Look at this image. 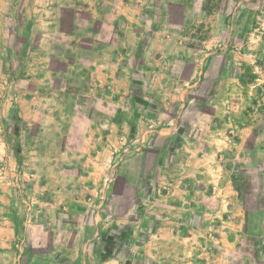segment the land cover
<instances>
[{
	"label": "crops",
	"instance_id": "obj_1",
	"mask_svg": "<svg viewBox=\"0 0 264 264\" xmlns=\"http://www.w3.org/2000/svg\"><path fill=\"white\" fill-rule=\"evenodd\" d=\"M197 5L196 0H0V120L13 121L21 137L29 136L20 151L30 148L33 159L47 163L48 202L50 183L69 188L89 178L103 162L101 153L118 145L114 135L142 140L134 144L142 151L128 158L125 176L110 184L100 203L122 197L134 177L143 209L136 204L118 209L110 223L102 222L105 210H88L90 222L62 238L49 237L62 231L60 212L43 219L49 235L35 246L58 247L61 264H86L91 255L86 248L94 245L105 248L99 260L118 264H226L228 244L239 247L248 212L235 172L247 152L264 153V90L252 82L257 110L237 112L230 127L236 95L245 104L251 97L246 83L227 68L230 51L224 45L230 35L217 50L213 38L193 33L192 24L203 21L188 14ZM174 6L181 10L175 13ZM88 20L92 28L86 29ZM59 22L69 25L58 28ZM90 53L94 58L87 62ZM216 58L223 63L218 78L211 72ZM69 71L79 78L74 88L62 79ZM93 102L99 110L87 106ZM62 121L69 124L62 132L73 134L72 152L81 151L77 164L69 158L65 177L49 173L52 157L42 153ZM4 146L0 137V158L11 159ZM158 183L166 188L162 199L156 197ZM132 214L139 216L135 224L126 217ZM42 251L36 250L37 260ZM46 253L42 262H50Z\"/></svg>",
	"mask_w": 264,
	"mask_h": 264
},
{
	"label": "rangeland",
	"instance_id": "obj_2",
	"mask_svg": "<svg viewBox=\"0 0 264 264\" xmlns=\"http://www.w3.org/2000/svg\"><path fill=\"white\" fill-rule=\"evenodd\" d=\"M196 2L198 3L196 10L188 14H193L198 20L203 19V21L192 24L193 33L197 34L198 39L206 35L213 38L214 47L217 50L222 46L225 36L230 35V39L225 40L226 44L224 45L225 50L230 51L226 53L228 55L225 58L227 68L230 72L240 76L246 83L244 85L251 97L250 102L245 104L244 101L238 100L239 94L236 95L237 99L233 103L232 115L227 119L231 127L236 121L237 112L242 111V113L247 112L249 114L250 110L252 112L257 110L256 95L252 93H256V91L254 88L252 90V82H259L262 91L264 90V81H262L264 79V0H196ZM180 10V7L174 6L175 13ZM205 23L209 28H204ZM66 25L69 24L59 22L57 27H66ZM91 26L92 24L88 20L86 29L92 28ZM101 32L106 39L107 31L102 28ZM91 54L86 56L87 62L94 58ZM222 65V58L214 60L211 72L215 78L219 77V68H222ZM255 77L258 79L254 80ZM62 79L69 81L71 88H74L79 81L76 74L71 71ZM76 106V104H72L71 108L76 109ZM87 106L92 110H99L98 104L94 102ZM15 124L13 121L0 120V137L5 143L2 148L5 150V154L8 153L11 156V159L7 158L6 155H3L4 158H0V264H61L64 257L58 251V247L48 249L35 246L36 241L43 245V241L49 235L44 229L46 225L43 219L49 216L55 218L56 212H60L57 221L60 222L62 231L60 230V234L56 231L50 232V238H62L67 233L73 234V229L82 223H89V211L105 210L107 217L105 216L102 222L110 223L113 222L114 212L118 209L127 210L135 204L137 209L145 207L141 206L142 200L138 201L136 198L139 187L135 188V186L137 187L139 184L134 177L128 180L122 197L117 195L110 197L105 206L100 203L103 194L110 188V184L118 182L125 176L128 158L142 151L134 146L141 139L134 137V142L132 139L128 141L130 136L128 135L126 138L122 131V133L114 135L112 141L118 145H113L111 150L109 148L103 151L98 159L103 160L102 164H106L94 167L93 173H88L90 176L85 182L79 181L72 187L66 188L60 181L50 183L49 195L52 198L50 202L53 201L50 203L48 202L49 198H47L45 181L47 176L50 178L47 172V163L41 161L42 159H33L35 153H32L30 148L19 150L22 145H29L30 138L28 139L29 136L26 133L21 137ZM63 124L69 125L65 121L58 124L59 128L51 136L50 147L42 153H47L52 157L54 167L53 170L49 169V173L51 171L53 174L55 172L56 175L65 177L69 174L70 165L67 163L70 161L69 158L76 161L77 164L80 160L81 151L75 147L76 152H72L75 142L69 143L68 140L73 134L70 135L68 129L65 131L67 135L64 134L62 130L65 129V126ZM152 140L156 141L157 139L154 137ZM75 154L76 156H74ZM83 154L86 155V152ZM36 157H39L38 154ZM256 159L261 162H256ZM111 163L112 166H110ZM98 176L100 179L94 180ZM235 176L244 187V203L248 216L239 247L236 248L234 245L228 244V252L226 253L228 262L226 264H264V260L261 261L264 259V213L258 212L259 209L264 210V190L262 191L264 185V153L247 152V155L243 157L242 165L235 172ZM158 187L156 197L162 199L161 190L166 192V188L163 183H158ZM257 188L259 189L256 195L250 194L252 189L257 190ZM126 217L129 222L135 224L139 216L132 214ZM86 249L91 254L86 264H118L114 261L103 262L99 260V252L104 251V247L94 245ZM36 250H43L40 260L36 259ZM48 251L50 262H42L43 254H47ZM200 259L204 258L201 257ZM71 264L79 263L74 261ZM125 264L165 263L157 261L144 263L137 260L125 262ZM183 264L190 263L184 261Z\"/></svg>",
	"mask_w": 264,
	"mask_h": 264
}]
</instances>
